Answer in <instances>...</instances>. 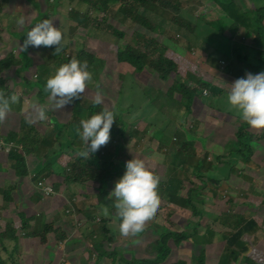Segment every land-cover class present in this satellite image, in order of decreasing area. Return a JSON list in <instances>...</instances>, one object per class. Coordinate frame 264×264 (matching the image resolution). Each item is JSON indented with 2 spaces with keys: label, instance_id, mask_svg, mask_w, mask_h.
I'll list each match as a JSON object with an SVG mask.
<instances>
[{
  "label": "rangeland",
  "instance_id": "obj_1",
  "mask_svg": "<svg viewBox=\"0 0 264 264\" xmlns=\"http://www.w3.org/2000/svg\"><path fill=\"white\" fill-rule=\"evenodd\" d=\"M48 11H52V14H45V17H52L54 26H58L62 32V42L60 45V51L64 59L72 58L82 53L96 55V61L93 70L95 73V79L88 81L90 85V91H84L90 93L88 98H93L97 90L100 91L102 99L101 104L103 108L111 109L115 117L120 116L124 122V140H127L126 146L120 151L119 155L114 158L115 161L112 165L103 166L100 161H95L92 157H96L95 153H92V157H89L91 165L87 172L92 168L96 169L101 175H105L106 171L111 172V181L107 184L109 192L106 194L104 191L89 189L82 183H74L72 180L70 183L66 182L68 175L72 169L68 166H61L59 160L66 156L73 155L71 149H62L56 141L54 150L51 152V147L41 145V150L37 156H31L30 150L33 149L32 145L28 144V152H25V148L20 144L21 151H24L22 156L25 158V164L28 169L34 168L38 163L39 168L33 170L31 175L41 169L45 161L56 159L57 165L62 170L64 184V190L59 187L62 191L58 199L63 203L64 209L68 205L69 201H74L77 208L82 209L84 216L79 222L81 230L75 232L74 236L78 237L80 241L74 242L75 245H80V254L85 255V260L89 264H128L133 256L138 259L151 260L155 257V251L152 248L154 243L149 245V241L156 237L158 234L170 230L177 234L182 231H188L186 224L189 221L196 223L198 217L193 218L190 216L189 210L182 207L177 203H172L163 199L161 194L160 183L168 184L171 180H175L174 185L176 190L179 191L180 195L185 198L186 194H189L193 203L198 210L202 211L200 228L197 229L198 236H202L204 230L203 227L206 224L211 223L209 227L213 236L211 241L221 240L223 238V229L220 226V220L226 214H238L240 216H249L250 213H256L258 216L264 214V204H261V200H264V141L257 140L264 133V127L247 129L253 136L256 137L250 143L252 149L251 158H241V152L244 148L237 147L236 145L230 144L234 139V135L237 131V127L243 124V121L239 117V113L236 109L230 108L226 100V91L230 88V84L234 79L238 77L227 76L225 74L228 71V66L234 67V69L250 71V68H243V63L234 60L242 56H248L252 52V48L255 43L251 42L257 34L254 30L244 29L240 27V30L235 32V29H226L224 35L214 32L211 35V45L214 50L211 52L206 48V38L210 37L211 30L202 23L195 24L194 31L188 32L187 38H184L181 34H177L173 30L167 28L165 34L160 36V39L164 43H168L176 51L184 55L188 62L185 64L187 75L188 66L191 64L196 65L194 73L191 75V79L179 80L185 82L189 88H195L196 93L199 90H205L206 95H195L196 99H193L191 111L185 115L184 102L180 94L175 95V100L171 101L167 99L164 92H167L172 85L171 79L167 82L160 81L155 75L150 74L146 71L141 73H135L132 69H128L124 64L117 62L113 55V47L117 43L119 44L122 40L115 42L118 38L115 30H123L127 33L131 32L134 28L133 23L124 18L118 9L113 6L108 12H95L90 14L86 19L84 26H79L75 22L65 21L62 17L70 15L74 12L75 8L73 5L66 3H59L56 7L60 6L58 10L62 13H56V8L51 0H42ZM216 0H178L177 3L180 5L179 14L193 22L197 18V14L201 13V16L206 18H219L222 15L220 7L216 4ZM9 4H14V0H9ZM234 4L240 8L241 12H249L254 8L252 0H233ZM76 4V2H75ZM3 8H0L2 10ZM264 9V7L262 8ZM12 10L6 8L5 11ZM172 15L175 16V8L171 9ZM211 11L214 13L211 16ZM250 18L251 22L256 19V11H252L246 14ZM162 16V15H161ZM32 17V15H31ZM30 16L28 18H31ZM167 20L169 16L165 17ZM163 19V17H162ZM231 19H226L225 26L230 28ZM38 22V21H37ZM261 32L260 37L264 34V18L261 20ZM31 25L19 24L18 28L14 30V33H18L20 36L25 35V28ZM12 27V26H11ZM100 28V34L96 32L93 35L94 28ZM11 28L8 26V22L5 19L0 21V37L4 35V38L8 36V31ZM24 30V31H23ZM70 34L71 38H67ZM67 40V42L65 41ZM166 40L168 42H166ZM249 40V41H248ZM15 42V41H14ZM66 47L69 51H66ZM34 51L39 55L38 57L33 53H30L29 60L32 63L29 69L31 77L28 80V84L31 86L30 92L21 91L22 95L28 96V100L37 99L39 103L44 104L45 97L47 96L44 91L45 78L48 75H52L60 62L53 61L49 58V49L46 46L32 47ZM113 49V50H112ZM234 50H236L234 52ZM16 49V54H18ZM15 55L17 66L22 61V65L26 61L23 56ZM27 55V53H26ZM214 56L216 59L214 60ZM264 56V52L259 56L260 59ZM21 58L22 60H19ZM99 58H102V64L104 66L99 67L102 69L101 73L97 76V64ZM63 59V60H64ZM220 59L226 60L227 64L221 66L222 70L218 67ZM62 60V61H63ZM211 60V61H209ZM50 61V66H46L45 62ZM247 63H250L247 62ZM42 64L44 67L41 68L40 73L38 66ZM225 71V72H224ZM124 74V75H122ZM173 74H171L172 76ZM242 76V75H241ZM35 80V83L33 81ZM16 76L7 78L8 87L11 91L18 94L15 90ZM36 82H43L42 85L36 84ZM205 84V85H201ZM10 86L13 88L11 89ZM86 96L81 100L83 106L86 108L85 99ZM151 100V102L149 101ZM19 102H23L22 112L24 109L25 102L23 98L19 99ZM53 101H49V109L58 116L57 108L54 107ZM179 103V105H177ZM153 104V106H151ZM177 105V108H176ZM69 103L65 104L62 108L67 111ZM123 107V108H122ZM125 109V111H120ZM47 116V115H46ZM5 118H11L13 123L16 122V126L21 124L22 115L14 113V109L11 106V112H8ZM3 121H0V131L4 130L5 126ZM57 118V117H56ZM240 119V121H239ZM80 118L67 123V129L70 124L75 123L79 126ZM54 121V125H58L60 128L63 126ZM182 127L186 130H183ZM178 130L179 135H183V141L187 142L185 133L191 132L194 136V140L191 141L187 146H177V136L174 134L171 141H168V137L172 135L175 130ZM64 130V128L62 129ZM61 130V132H62ZM54 130V135L56 134ZM156 134H163V143H160V139L156 137ZM53 136L50 132L47 133L46 139L50 140ZM48 137V138H47ZM121 140L119 134H114L105 145L102 150L105 154L110 152L113 154L114 145ZM82 146V144H81ZM230 148V149H229ZM239 148L240 153H237ZM75 149L80 152L82 148L76 146ZM231 152H230V151ZM178 152L180 156L186 159V163L176 167L169 160V155ZM101 155V151L99 152ZM78 154V153H77ZM90 154V153H89ZM79 156V154H78ZM80 157H82L80 155ZM108 157V155H107ZM140 158L143 159L145 166L152 171L159 179L157 187V196L159 197V206L155 212L153 218L146 223L145 228L142 232L132 237L121 236L118 231L119 217L115 214V208L113 204V197L110 193L114 181L122 175L124 171V162L128 159ZM32 158H38L39 160H33ZM85 158V157H83ZM88 159V158H85ZM200 159L203 166L209 164L207 167L210 175L216 179L217 184L211 183L210 180L204 179L201 176L195 175V163ZM39 161V162H38ZM57 176V175H55ZM76 177H80L78 172L75 173ZM105 177V176H104ZM56 178V177H55ZM44 181L46 184L53 185V182L48 178V173H44V176L38 178ZM101 182V181H98ZM95 185V183H93ZM205 186L202 189L201 185ZM80 186L79 192L76 191V187ZM37 186L41 187V184L37 182ZM68 189H67V188ZM198 188L197 196L193 190ZM57 190L56 187H54ZM88 189V190H87ZM190 189L189 193L188 190ZM48 192L51 193L52 189L47 188ZM88 193L89 195H86ZM104 196L103 202L101 203L98 210L94 203L95 199L98 201L99 196ZM83 196L85 198H83ZM49 197V196H48ZM52 198L56 195H51ZM42 199V196H40ZM65 198V199H64ZM176 201L180 203V198L175 197ZM105 203H108L110 213L105 214ZM181 204V203H180ZM256 205L255 209H251V206ZM244 218V217H243ZM114 219V220H113ZM84 220H86L87 225ZM244 221H247L244 219ZM104 224V225H103ZM104 226V227H103ZM95 227H97L95 229ZM6 229V228H5ZM5 231V230H4ZM190 232V231H189ZM248 235L249 240L247 243L248 250L256 247L264 252V235L262 233H254L251 231ZM3 233V232H2ZM254 234V235H253ZM132 238V239H130ZM143 238V239H142ZM142 239V242L140 240ZM59 240V239H57ZM132 241L133 245L137 248L134 249L128 245V242ZM198 243L196 246L203 245L201 240H194ZM224 249L226 248V239L223 240ZM59 242V241H54ZM188 250L176 252L171 254L169 258L162 264H171L173 258H181L188 260V264L192 261L189 254V248L194 246V242L188 238ZM9 245V243H8ZM17 251L19 254H15L14 257L10 256L8 264H22L21 258L23 246L19 244ZM236 249V247H234ZM2 249V248H1ZM0 249V258H1ZM82 249V251H81ZM237 250V249H236ZM246 256V255H245ZM220 257V264L221 258ZM241 259L244 260L243 256L238 255L237 258L231 259L235 261ZM13 258V260H12ZM73 258L71 259V261ZM61 260L58 264H63ZM70 261V262H71ZM229 262L228 264H230ZM73 264L76 262L73 260Z\"/></svg>",
  "mask_w": 264,
  "mask_h": 264
},
{
  "label": "trees",
  "instance_id": "obj_2",
  "mask_svg": "<svg viewBox=\"0 0 264 264\" xmlns=\"http://www.w3.org/2000/svg\"><path fill=\"white\" fill-rule=\"evenodd\" d=\"M177 1L178 0H71V3L75 8L74 12L71 14V17L73 20L79 22L80 25L84 26L87 20L86 18L90 14H94L95 12L99 11L106 13L111 7L115 6L120 14L124 18L129 19L134 25L133 30L129 33L123 30H115L118 35V38H116L115 42L117 43L119 40H122V42H120L119 44L117 43L116 45H114V50L112 49L115 59L117 60V62L124 64L128 69H132L135 73L146 71L150 74L155 75L162 82H167L171 79L172 85L167 92H164L165 96L167 97V99L174 101L175 95L180 94L182 98L185 99L184 111L185 115H187L191 111L193 99H196L195 95L201 96V90H199V93H196L195 88H189L185 84V82L179 80L178 77L182 80L191 79V75L192 73H194L196 65L190 63V66H188V73L190 74V76L187 75L185 64L188 62V59L184 55L176 51L174 48H172L168 43H164L162 39H160V36L164 35L165 30L169 28L177 34H181L184 38H187L186 36H188V32L192 33L194 31V26L196 23H202V25L205 24L212 31L211 34L216 32L220 35H224L226 29H235L236 32L237 28L242 25L240 19L242 21H245L246 23H251V21L250 18H248L246 15L249 13L241 12L240 9L234 4L233 0H216V4L222 11V15H220L219 18H206L204 16H201V13H199L197 14V18H195L193 22H191L190 20L182 17L179 14L180 5L177 3ZM54 5L56 6L57 4ZM263 7L264 5L262 7H258L259 11H256V19L254 23H251L249 28L250 30H254L255 32H257L256 36L251 39V42L253 43H257L260 38V34H262V26L260 22L264 18V9H262ZM173 8H175V16L172 15L171 11V9ZM213 13L214 12L211 11V16ZM166 16H169L170 19L167 20L165 18ZM224 18H230L232 20L230 28H227L225 26V23L223 21ZM96 31L99 34L101 32L99 27L96 29ZM166 42L168 41L166 40ZM29 48H32V46H29ZM46 48L49 49V58L51 57V60L60 62L59 65L69 60L67 58L64 59V56H62L60 50L55 52L54 45L46 46ZM206 48L207 51L210 49L211 52H213L214 50L212 48V45L208 42H206ZM27 51L28 49H25L23 53L20 54L26 59L24 64L21 66L23 71L29 70L32 65L31 61L27 60ZM235 51L236 50H234V52ZM74 58L82 61H87L88 71L94 68L96 59L93 52L87 54L83 50L82 53H79ZM215 59L216 56H214V60ZM234 60L238 62L245 61L244 57H242L241 55L240 58H235ZM249 61L250 63L248 64L253 67L251 72H254V70H258L259 68L260 70L264 68V56L262 57V59H260L259 62L253 60ZM15 63L16 58L11 50L4 52V54L0 58V93H3L4 95L13 93V91H11L8 87L7 74L10 71L17 69ZM225 63L227 64L226 60H219L218 67L220 68V70H222L221 66ZM45 64L49 67L50 61L45 62ZM43 67L44 66L41 65V68ZM242 72L243 70L234 69V67L230 64L228 66V71H226L225 74L232 77H242L240 75V73ZM171 74L173 75L171 76ZM49 76L51 75H48L45 78V81ZM21 79L22 81H25V83L26 81L28 82L27 77ZM33 81L35 83V80ZM36 84L42 85L43 82H36ZM201 85L203 86L205 84ZM28 86L30 85L28 84ZM82 95L86 96V98L84 99L86 108L83 106L82 101L80 100ZM88 95V93H82L78 97L73 98L69 103V108L67 109V111H64V113L58 112V116H56L51 111H47V116L44 120H36L32 118V116L34 115L33 107L22 113H19L18 109L22 110L23 102H16L12 105V107L13 109L16 108L14 109V113L22 115V130L20 135L10 133L12 134V136L9 135V137L16 144L23 145L26 150L25 152H28V144H31L33 147V149L29 152L31 156H37V150L41 148V145L43 147H51L52 141H58L60 147H68L73 151V155L66 156L59 160L61 166L65 165L72 169L71 173L66 179V182L70 183L73 180L74 183H82L94 190L100 189L101 191H103L105 190L104 185L106 183H110L111 181V172L106 171L105 175H101L96 169L92 168L87 172L91 165L90 161L92 160L89 159V157H92V153L89 154V156L87 157L88 159L83 158V156L80 157V155L78 156L77 153L79 152L75 149V147L80 144L77 142V139H79L77 126L75 125V123H72L67 129V123L71 121V118H73L74 120L80 118L81 120L82 118H87L91 114L103 109L101 103L96 105L92 104V100L91 98H88ZM149 101L151 102L150 99ZM38 104L41 103H39L38 101ZM177 105H179V103ZM124 110L125 109H121L120 111ZM9 112H11V110ZM54 121L59 122L63 127L60 128L58 125H54ZM53 126L54 130L58 132H55L56 134L54 136V140H47L45 137L47 130L49 129V127L53 128ZM124 126V122L121 120L120 116L117 115L110 128L109 139L114 134H119L121 140L114 145L113 154H111L110 152H107V154H105L103 150H97L94 152L96 157H92L93 160L100 161L103 166L112 165L115 162L113 161L114 158H116V156L119 155L120 151L126 146L127 140L123 139L125 131ZM63 128L64 130H62ZM252 128L243 121V124L237 127L234 139L230 143L236 145L237 147L244 148L241 153L239 148H237V153L241 154V158L247 157L246 159L248 160L253 154L250 143L256 139L255 136L247 131V129L252 130ZM182 129L186 130L183 127ZM177 132L178 130L176 129L175 132L167 138L168 141H171L175 134L178 138L175 142L177 146H184L186 144L187 146L189 144L191 145L190 140H194L192 131L185 133L187 142H184L183 135H179ZM156 137L160 139V143H163V134H156ZM61 139L63 140L61 141ZM257 140L264 141V133H262L261 136L257 138ZM100 151L102 155L99 153ZM21 153L24 154V151H13L6 156H9V159L12 163V168L16 172V175L19 177V179H22L25 176L31 177L33 181L39 182L41 184V187L37 186V191L44 194L43 187L45 185H52L46 184L44 182L45 180L41 181L39 179L38 181V178L44 176V173H48L51 165L49 164V162L45 161V165L41 167L38 174L34 173L31 175V173L29 174L28 168L26 167L25 158ZM169 160L176 167L186 163V159L180 156L178 152H175V154L172 152V154L169 155ZM208 166L209 164L203 166L201 160L198 159L195 163L194 168L195 175L201 176L204 179L210 180L211 183L217 184L216 179L210 175L207 169ZM76 172L80 174V177L75 176ZM175 182V180H171L167 185H165L163 182L160 183L161 186L159 189L161 190V194L159 195L162 196L163 199H166L167 201L172 203H177L189 210L190 216L192 218L193 216H199V218L196 219L197 222L191 223L192 221H189L186 224V229L188 230L187 232L182 231L181 233L177 234L170 230H166L165 232L158 234L156 237L152 238L149 241V245H152L154 243V247L152 248V250L154 249L155 251L154 259L145 260L133 257L128 264H162L169 258V256H171V254L188 250V238H190L195 244L194 246L189 248V254L192 259L190 264H220L221 254L223 255V257L221 258L222 264H228L229 262H231V259L237 258L238 255L244 256L246 261L245 264H264V252L256 247L248 250L247 246L249 240L248 235L252 233L251 231L255 233L258 230H264V224L261 225L262 219L259 216L246 219L238 214H226L223 218L219 219L221 221L219 223L220 226L225 229V232H223V238H221V240H214L213 242H210L211 237L213 236L209 228L211 226V223L202 226L204 232L203 234H201L202 236H198L199 233L197 232V229L200 228V225H202L200 220L201 215H203L202 211L196 208L189 194H186L185 198L180 195L179 191L176 190V186L174 185ZM93 183H95V185ZM54 187L55 185L52 186L54 190L53 194H60L61 191L55 190ZM201 187L202 189H204V184L201 185ZM56 188L59 189L58 187ZM13 189L17 190V188L15 187ZM9 191H4L5 195H8ZM189 191L190 189L188 190V193ZM108 192L109 189H107V193ZM193 192L195 193V196H197L198 188L196 187ZM175 197H177L178 199L180 198L181 204L176 201ZM103 198L104 196L102 197L100 195L99 200H103ZM9 201H11V199ZM261 204H264V200H261ZM67 208L69 218L74 220L80 219V212L73 203H69L67 205ZM244 219H246L247 221H244ZM20 221L24 222V225L27 224L25 218L23 217H20ZM5 228V231L3 233H0V242L3 243L5 240L11 239L13 241H16V245L18 247L19 240L17 239V237L19 223L14 224V221H12V223L5 226ZM96 228L97 227H95V229ZM51 230V226H47L44 232L41 234L27 233L25 234V236H34L37 238L40 237L42 239V242L45 243L47 241L46 237L48 233L51 232ZM195 238L196 240H201L203 245L196 246L198 243L194 241ZM56 239L62 240L64 239V237L59 236L56 237ZM224 239H226L225 249L223 247ZM234 247H236L237 250ZM187 262L188 260L176 257L172 259L171 264H188ZM0 264H3L2 259L0 260Z\"/></svg>",
  "mask_w": 264,
  "mask_h": 264
},
{
  "label": "crops",
  "instance_id": "obj_3",
  "mask_svg": "<svg viewBox=\"0 0 264 264\" xmlns=\"http://www.w3.org/2000/svg\"><path fill=\"white\" fill-rule=\"evenodd\" d=\"M8 1L9 0H0V8H3L2 10H0V21L2 19H5L8 22V26L11 28V30H9L7 33L9 34L8 36L4 38V35H2L0 37V58L6 51L11 50L13 54H16V49H18L19 44L22 43L24 39L23 34L22 36H20L18 33H14V30L17 29L19 26V24L16 22L17 18L23 17L24 23L22 25L27 24V23L29 25H33L40 19L44 18L45 14H48V15L52 14V11L47 10L42 0H14V4H11V5L9 4ZM252 2L254 3V8L246 13H251L252 11H259L258 7H262L264 5V0H252ZM59 7L60 6L58 7L55 6L54 7L56 8L55 11L56 13L62 15L60 11H63V10H58ZM6 8H11L12 10H9L6 12L5 11ZM29 16L31 18H28ZM45 18L52 19V17H45ZM62 18L68 22L70 19V22H75L79 26H83V25H80L79 22L73 20L69 14L66 16H63ZM226 19H230V18H224L223 19L224 23ZM240 22L242 23L240 27L244 29H249L251 23H254V22L246 23L245 21H242L241 19H240ZM240 27H238L237 30H240ZM29 28L30 27H26L25 30L27 31ZM96 29L97 28H94L93 35H96V32H97ZM211 35L209 38H206V42L210 44L212 42ZM68 37L71 38L70 34L67 35V38ZM65 41L67 42V40ZM212 47L214 46L212 45ZM26 49H28L27 60H29L30 53H33L37 57L39 56L37 52L34 51L33 49L29 47H27ZM252 50L253 51L250 52L247 57L241 55L245 59L244 62H246V63H243V68L245 69L253 68L247 63L249 60L258 61V62L260 61V57L258 55L264 52V34L259 38L258 42L254 44ZM21 53L23 52L18 51V54L16 55H20ZM95 58H96V55H95ZM19 60H22V59L19 58ZM102 60L104 59L99 58L97 69L101 66H104L103 68H105L106 64H102L101 63ZM21 66H22V61L18 63L16 70L10 71L7 74V77L9 78V77L16 76L18 78L15 84L16 85L15 90L18 93L17 103H19L20 98H23L25 102L24 109L28 110L30 107H33V104H38V100L37 99H34L32 101L28 100L27 99L28 96L22 95L21 93V91L23 90L25 92H30V94H32V91L27 86V83H25V81H22L21 79L24 77L30 78L31 77L30 71L29 70L23 71ZM40 68H41V64L38 66V71ZM91 70H90V73H91L90 81L95 79V73L91 72ZM101 70L100 69L97 70V76L101 73ZM245 72L247 71H243L242 73H240V75L245 74ZM86 87H87L86 90L90 91V85L86 84ZM10 88L13 89L11 86ZM86 93L87 92L83 91V94H86ZM83 98H84V95H82L80 100H82ZM49 101L50 100L48 99V96H46L44 100V104L48 105L47 111H51L49 109L50 107V105L48 104ZM52 103L54 104V101ZM57 111L64 113L65 109L60 108V109H57ZM52 113L54 112L52 111ZM3 124L5 128L4 130L1 129L0 138H3L5 142H13V140L9 137V135L12 136V134L10 133L20 135L21 130H22V125L20 124L17 128L16 122L13 123L11 121V118L9 119L5 118ZM48 132H50L51 135L53 133V136L51 137L50 140H54V136H55L54 126L53 128L49 127V129L47 130V133ZM62 140L63 139H61V141ZM77 142L80 143L77 146H80L82 148L83 141L80 139V137L79 139H77ZM55 145H56V142L52 141L51 152L54 150ZM104 145L99 147L98 150H102V147ZM61 148L69 149L68 147H63V146H61ZM40 150L41 148L37 150V155L40 152ZM17 151L20 152L21 149L14 150V152H17ZM6 155L7 154L5 152H0V233L4 232L5 226H7L8 224H11L12 221H14V224L19 223L18 237H17L19 242L18 241L17 242L23 246V251H24L21 255L22 257L21 259L23 260L21 261V263L22 264H58L61 260H63L62 261L63 264H73V260H74L76 264H89V262L85 260V255L80 254L81 252H79L80 245L73 244L74 242L80 241L79 238L81 236L76 237L74 236V234L75 232H79L81 230V228L79 227V222L81 221V219L83 218L85 214L82 211V209L77 208L75 202L72 200V201H69L68 204L73 203L76 206V208L79 210L81 217L78 220L69 218L67 206L64 209L63 203L58 199V197H60L62 193L61 190H64V188L62 187L67 186L69 184L66 185L62 182L63 180L62 170L57 165L56 159L52 158L53 160L48 161L49 164L51 165L50 170H48V173H49L48 178L53 182V184H55V187H58L59 183L57 181H60L61 185L59 187H61L62 189L61 190L57 189L61 191V193L53 194V195H56V197L52 198L51 195H49V197L44 196L42 193L37 191V182L33 181L31 177L25 176L24 178L19 179V177L16 175V172L12 168V163L9 159V156H6ZM32 159L40 161V159L38 158H32ZM45 163L46 162H44L43 166L45 165ZM38 168H39V164L37 163L34 166V168L28 169L29 174L32 173L33 170H36ZM107 184L108 183L104 185L105 190L103 191L105 194H107ZM80 186L81 185L76 187V191L78 193H80L79 192ZM14 187L17 188V190H14L13 189ZM85 187L89 189L88 186H85ZM4 191L6 192L9 191V194L5 195ZM85 194L89 195L88 193H85ZM40 196H42V199L40 198ZM99 197H98V201L95 199V203H94L97 210L100 207L101 203L104 201V200H99ZM83 198L85 197L83 196ZM10 199L11 201H9ZM104 205H105L104 206L105 212L110 213L109 209H107L109 204L105 203ZM251 207H252L251 209H255L256 205L251 206ZM256 216L258 215L253 212V213H250L249 216H243V217L246 219H250ZM261 216H264V214L259 216L262 219L261 225H263L264 217H261ZM20 217L25 218L27 224L24 225V222L20 221ZM84 222L87 225L86 220H84ZM47 226H51L52 230L50 233H48L46 237L47 241L45 243L42 242V239L40 237L37 238L34 236L33 237L25 236V234L27 233L41 234L44 232ZM255 233H259V234L262 233L264 235V230L263 231L258 230ZM59 236L64 237V239L57 240L56 237H59ZM142 239L140 240V242H142ZM54 241H59V242H54ZM128 245L131 246L135 252L137 248L133 245L132 241L128 242ZM0 249H1L0 260L2 259L3 264H8L10 256L14 257L15 254H19V252L17 251L19 247H17L16 241H13L11 239L5 240L3 243L0 242ZM72 258L73 260L71 261ZM132 258L133 256L130 258V260H132ZM243 262H241V259L239 257V259L232 261L230 264H244ZM9 264H11V262Z\"/></svg>",
  "mask_w": 264,
  "mask_h": 264
},
{
  "label": "clouds",
  "instance_id": "obj_4",
  "mask_svg": "<svg viewBox=\"0 0 264 264\" xmlns=\"http://www.w3.org/2000/svg\"><path fill=\"white\" fill-rule=\"evenodd\" d=\"M52 3L72 5L71 0L69 2L56 0ZM16 22L23 24V17L17 18ZM62 35L60 28L54 26L51 19L42 18L25 32L24 39L19 44L18 49L23 52L29 46L54 45L56 52L60 50ZM66 51H69V48L66 47ZM74 57L67 58L69 59L67 62L59 65L44 84L45 94L50 101H54V107L57 109L62 108L65 104L70 103L73 98L82 94L87 82L91 79L90 70L87 69V61L78 60ZM263 69L245 72L242 77H238L229 83L230 88L226 91L229 107L236 109L240 119L254 128L264 127ZM26 83L28 82L26 81ZM28 87L31 89V86ZM101 99V93L97 90L91 102L96 105L101 103ZM17 100L18 95L14 92L8 95L0 93V121H3ZM151 105L153 106V104ZM47 108L48 105L46 104H33L34 115L32 118L44 120L47 115ZM18 112L22 113V110L18 109ZM114 119V112L108 108H103L87 118H82L79 121L77 131L84 147L78 154L87 158L89 153H94L99 147L107 143ZM158 184V177L145 166L143 159L132 157L124 162V171L114 181V186L110 191L114 198L115 214L119 217L117 227L121 236L134 237L142 232L146 223L153 218L159 206Z\"/></svg>",
  "mask_w": 264,
  "mask_h": 264
},
{
  "label": "built area",
  "instance_id": "obj_5",
  "mask_svg": "<svg viewBox=\"0 0 264 264\" xmlns=\"http://www.w3.org/2000/svg\"><path fill=\"white\" fill-rule=\"evenodd\" d=\"M52 2L56 1V0H51ZM65 2H69V0H63ZM202 95H206V91L203 90L202 91ZM20 145L16 144L15 142H5V140L3 138H0V152H5L6 154H10L11 152H13L16 149H20ZM47 188H51L52 192L49 193ZM43 195L44 196H49L52 195L54 193V190L52 188V186L50 185H45L43 187Z\"/></svg>",
  "mask_w": 264,
  "mask_h": 264
}]
</instances>
